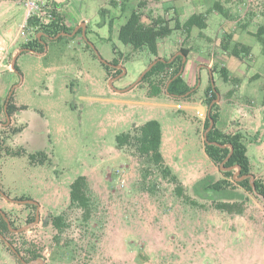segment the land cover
Wrapping results in <instances>:
<instances>
[{
  "label": "rangeland",
  "instance_id": "374dc122",
  "mask_svg": "<svg viewBox=\"0 0 264 264\" xmlns=\"http://www.w3.org/2000/svg\"><path fill=\"white\" fill-rule=\"evenodd\" d=\"M103 1H70V9L89 21L85 35L46 39L45 55L24 51L11 73L6 67L11 57L4 61L6 66L0 63V216L8 223V230H0V264L38 259L41 264H264V200L236 183L237 167L231 186L216 196L210 193L215 191L207 179L212 183L224 178V168L206 154L205 135L196 136L191 126L186 128L190 136L181 138L180 144L165 138L163 154L180 170L185 168L189 178L198 177L185 186L165 160L183 184L181 195L172 175L135 145L118 147L116 135L127 126L112 123L116 113L109 102L112 97L100 88L105 84L109 89V81L121 86L120 77L137 81L143 65L151 63V53L141 50L132 56L125 50L118 36L125 17L113 4L101 6ZM257 11L264 12V0H242L236 19L247 25ZM22 17L11 10L0 19V27L13 20L18 25ZM148 19L170 21L146 14L144 21ZM20 29L23 35L30 31L34 39L35 30L27 25ZM104 36L110 39L100 38ZM115 47L121 53L116 58L119 64L105 70L99 55L111 59ZM236 47L247 74L242 101L256 107L262 95L251 83L260 76L264 79V62L257 61L253 47ZM178 50L184 55L187 48L181 45ZM180 61L167 69L170 74L165 71L155 78L162 89ZM220 75H215L218 86ZM259 81L258 88H264ZM92 82L95 85H88ZM142 83L150 88L148 82ZM9 103L16 106L12 115L7 113ZM202 130L206 131L204 126ZM178 145L181 156L174 150ZM21 149L27 154H9ZM40 151L44 155L31 163L28 154ZM80 175L88 179L89 217L70 201L71 183ZM223 200L243 204V211L217 208L215 202ZM59 214H64V221L57 229L52 217ZM34 254L40 257L34 259Z\"/></svg>",
  "mask_w": 264,
  "mask_h": 264
},
{
  "label": "crops",
  "instance_id": "0c3cea01",
  "mask_svg": "<svg viewBox=\"0 0 264 264\" xmlns=\"http://www.w3.org/2000/svg\"><path fill=\"white\" fill-rule=\"evenodd\" d=\"M52 1L58 15L63 19V24L71 31L67 37H73L77 34L85 35L89 21L82 13L77 15L70 9L71 0ZM24 2L25 0H0V19L11 10H17L23 14L18 25L17 20H13L10 22L11 24L0 27V58H2L0 63L2 66H6L3 64L4 61L11 57L10 67L6 66L10 73L13 71L12 64L15 56L23 53L24 51L21 52L22 46L33 40L30 31H27L28 35H23L24 33L22 34L20 29L21 26L27 24L28 19ZM107 2L115 5L116 8H120L125 17L123 24L127 22L135 9H139L142 13V21L146 24L152 23L151 19H148V22L144 21L146 14L151 18L166 17L167 20L170 19L168 24L171 28L179 21L180 28L173 30L171 34L159 40L158 56L153 55L147 47L133 50L131 45L125 44V50L132 52V56L141 50H148L151 53L150 64L158 59L171 62L181 56L183 63L181 74H177L173 78L180 76V80L172 84L171 92H168L167 88L173 79H169L165 84V90L162 89V92L155 96L150 94V88L140 82V78L131 83L120 77L118 82L122 85L119 87H114V82L112 84L105 79L107 82L109 81L110 88H106L104 84L100 90L112 97L109 102L113 105V111L116 112L112 123L126 125L127 129L123 133H128L133 132L149 120H158L162 126V153L165 138H172L173 142L180 144L178 141L181 138L190 136L187 133V127L193 126L196 136L204 138L206 131H203L202 127L209 113L205 103V92L208 86L212 84L218 89L219 118L216 123L217 127L227 133L240 132L244 135L252 174L264 182V88H258L259 84H262V81L259 80L262 79L264 82V79L263 76H260L251 83L255 93L258 96L262 95L256 107L243 103V95L246 89L244 85L247 78L243 69L245 59H242L241 53L239 56L232 53L236 45H248L258 53L255 54L257 61L264 62L262 44L256 35L260 27L264 26V12L257 11L253 20L244 25L236 19L242 8V0H143V4L140 5L138 4L140 0H126L127 5L123 4L122 0H104L101 6ZM193 14L204 15L205 28L193 27L188 31L182 27L183 23ZM34 35V38L42 39L44 45L46 39H57L38 31H34ZM253 37L254 39L257 38V44H254ZM100 38L110 39L106 36ZM181 45L187 48V55H182V52L178 50ZM211 49L212 51H210ZM119 53L120 50L115 47L114 56L111 59L104 60L99 55L102 65L104 66L105 62L111 63L118 58ZM40 54L45 55L42 52ZM150 64H144L143 70L145 71ZM122 65L124 76L126 70L124 64ZM223 67L228 70L229 79L224 81L220 75L218 86L215 75L220 74L219 71ZM105 75L107 76V72ZM85 80L83 79L84 83H86ZM88 85H95V83H88ZM171 116L172 119H170ZM202 143L204 148V141ZM174 150L178 156L182 155L179 145L174 147ZM178 156L174 155V157ZM164 158L174 172L179 175L185 186L197 180L198 177L189 178V172L185 168L180 170L175 162L166 155ZM210 163L215 165L212 160Z\"/></svg>",
  "mask_w": 264,
  "mask_h": 264
},
{
  "label": "trees",
  "instance_id": "16d2710c",
  "mask_svg": "<svg viewBox=\"0 0 264 264\" xmlns=\"http://www.w3.org/2000/svg\"><path fill=\"white\" fill-rule=\"evenodd\" d=\"M58 21H53L47 26L40 27L35 30L42 32L48 37H56L61 33H71V31L61 24L62 17L58 16ZM169 22L156 19L152 20L151 24H146L142 21V13L139 9L132 11L127 22L123 24L119 30V40L127 45H131L133 50H140L144 47H147L148 50L155 56H158V42L160 39L168 36L173 32V30L180 28V22H177L175 27L171 28L168 24ZM37 20L33 17L27 19V26L29 29H35L37 26ZM183 28L190 31L193 27H198L203 29L206 27V22L204 15L202 14H193L188 20H186L183 25ZM261 44L264 47V26H262L258 33L256 34ZM64 36H60L57 39H61ZM40 38H34L33 40L27 42L22 46L24 49H29L30 51L44 52V43ZM184 55H187V51L184 50ZM232 53L236 56L240 55V51L235 46ZM181 57L177 58L174 61L169 62L168 60H159L143 77L141 82H148L150 85V94L152 96L158 95L162 92L160 81L156 82L155 78L161 75L163 72L167 71L168 68L175 65L177 60H180ZM104 64V63H103ZM119 64L117 59H114L111 63L104 64L107 70L112 68L111 65L116 66ZM183 66L182 61H180L177 68H175L171 79H173L177 74L181 72ZM16 69L18 66L16 64ZM221 77L224 81H228V72L225 67L220 69ZM180 80V76L173 79V82L167 88L168 92H171L172 84L177 83ZM218 98V89L210 84L205 92V103L208 106V116L205 119L204 127L208 130L211 126V121L214 122L212 127L206 134L207 141L204 142V149L206 154L219 166H223L222 170L224 178L212 182L207 179L209 182L210 188L215 192V196L231 186V179L234 176V167H239V177H245L242 180L236 181L240 186L246 190L253 191L251 185V176L254 177V185L256 191L264 197V182L256 178L251 171L250 160L247 155V146L244 139V135L240 132L238 133H227L220 130L216 123L219 118V104L217 102ZM16 106L13 103H9L7 113L12 115L15 111ZM24 109V108H23ZM25 127L14 129V134L22 132ZM116 143L118 147H123L127 144H133L137 147L138 151L144 155H147L158 164L167 175H172V179L177 185L178 193L183 194V184L178 178L177 175L172 174V170L166 164L164 155L162 153V126L160 122L156 119L149 120L141 125L139 128H136L133 132L121 133L116 136ZM10 155L14 156H24L26 151L21 149L16 152H9ZM37 155H44L43 152H34L29 153L28 158L31 163H35L37 160ZM44 163V160L41 161ZM200 183V182H199ZM205 183V181H204ZM211 183V184H210ZM208 186V187H209ZM221 195V194H220ZM23 199V198H21ZM70 201L71 205H76L84 211L85 217L90 216L91 212V200L88 196V179L85 175L78 176L72 183L70 187ZM215 205L217 208L233 213L236 208L238 212H242L243 208L241 203L230 202V201H216ZM0 230H8L7 221L0 216ZM64 221V214L55 215L52 217V224L55 228L59 229L62 226ZM19 253V252H18ZM40 255L34 254L33 258H39Z\"/></svg>",
  "mask_w": 264,
  "mask_h": 264
},
{
  "label": "built area",
  "instance_id": "2783aa9c",
  "mask_svg": "<svg viewBox=\"0 0 264 264\" xmlns=\"http://www.w3.org/2000/svg\"><path fill=\"white\" fill-rule=\"evenodd\" d=\"M24 4L27 9V17H33L37 20L38 24L34 30L47 26L53 21H58L59 15L52 0H25ZM168 71H166L168 74L172 72L171 69ZM161 75L163 76V73Z\"/></svg>",
  "mask_w": 264,
  "mask_h": 264
},
{
  "label": "water",
  "instance_id": "95a60500",
  "mask_svg": "<svg viewBox=\"0 0 264 264\" xmlns=\"http://www.w3.org/2000/svg\"><path fill=\"white\" fill-rule=\"evenodd\" d=\"M68 33H61V34H59V35H57L56 37H53V38H58V37H60L61 35H67ZM70 35V34H69ZM22 51H30L29 49H22L21 50V52ZM31 51H33V50H31ZM17 58H18V55L17 56H15V58H14V61H13V64H12V66H13V69L14 70H16V68H15V66H16V61H17ZM159 60H161V59H158V60H156V61H154L152 64H150V66L143 72V74H142V76L140 77V80H142L143 79V77L146 75V73L159 61ZM106 64H108L107 62H105ZM182 70H183V67H182V69H181V72H182ZM181 72L179 73V74H181ZM12 94H13V92L11 91L10 92V94H9V98H8V101H9V99H10V97L12 96ZM217 102H218V98H217ZM214 124V122L213 121H211V126H210V128L212 127V125ZM209 128V129H210ZM209 129L208 130H206V133H205V141H207V138H206V134H207V132L209 131ZM222 168H224L223 166H221ZM234 168H236V167H234ZM238 168V171H237V175H239V167H237ZM245 177H239V180H242V179H244ZM251 185H252V189H253V191L255 192V194L256 195H258L262 200H264V197L261 195V194H259L257 191H256V189H255V185H254V177L253 176H251ZM2 195L3 196H5V194L4 193H2ZM6 198H8L7 196H5ZM9 199V198H8ZM23 202H30V203H33V204H37V202H35V201H33V200H26V201H23ZM0 213H2L1 211H0ZM37 218H38V216H37ZM14 252L17 254V252L14 250ZM35 263H42V260L41 259H38V260H35V261H32L30 264H35Z\"/></svg>",
  "mask_w": 264,
  "mask_h": 264
}]
</instances>
